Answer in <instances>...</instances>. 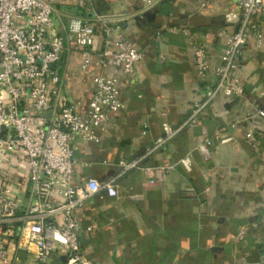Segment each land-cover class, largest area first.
<instances>
[{
    "label": "crops",
    "instance_id": "crops-1",
    "mask_svg": "<svg viewBox=\"0 0 264 264\" xmlns=\"http://www.w3.org/2000/svg\"><path fill=\"white\" fill-rule=\"evenodd\" d=\"M85 3L57 0L59 34L64 35L63 23L70 17L94 14ZM93 3L95 12L114 19L118 32L144 57L134 83L123 77V107L98 130V141H76L78 184L90 178L105 182L119 173V160L143 156L165 136V121L173 128L181 126L194 104L203 101L215 85L213 77L198 78L185 36L170 31L159 34L163 27L190 28L207 45L212 64L219 62L238 29L225 24L227 14L238 12L237 0H162L141 15L137 11L142 0ZM258 22L264 32V12ZM72 47L64 67L66 95L84 114L95 85L89 74H79L82 59ZM95 49H103L101 34L96 35ZM105 73L115 74L111 69ZM235 76L246 88L243 99L220 95L197 124L122 178L116 197L102 191L78 210L84 227H93L80 235L86 257L98 264H264V122L243 116L250 103L264 107V44L258 48L254 40L248 43ZM251 133L262 135L257 147L247 140ZM228 138L233 141L222 143ZM186 157L191 159L192 171L182 164ZM169 165L174 168L166 172ZM4 173L16 190V240L22 227L18 219L36 203L26 153L0 149V175ZM243 229L249 232L240 239ZM33 249L16 245L13 264H30ZM64 258L65 253L59 252L53 264H61Z\"/></svg>",
    "mask_w": 264,
    "mask_h": 264
},
{
    "label": "built area",
    "instance_id": "built-area-1",
    "mask_svg": "<svg viewBox=\"0 0 264 264\" xmlns=\"http://www.w3.org/2000/svg\"><path fill=\"white\" fill-rule=\"evenodd\" d=\"M161 1L142 0L137 14L148 12ZM56 2L0 0V149L26 153L32 197L36 199L18 219L22 227L15 240L16 190L9 182L8 173L0 175V264H13L12 249L16 245L22 248L24 244L34 247L30 264H53L59 252L65 253L61 264H98L82 251L80 235L93 231V227H84L78 210L102 191L116 197L122 178L140 169L145 159L197 124L220 95L243 99L246 88L238 82L236 70L251 40L258 48L264 44V32L258 22L259 14L264 12V0H237L239 10L227 14L225 24L236 25L238 29L228 39L216 64L211 63L207 45L190 28L163 27L159 34L170 31L185 36L198 78L205 81L213 77L215 85L206 92L203 101L194 104L181 126L173 128L165 121V136L143 156L131 161L119 160V173L105 182L90 178L78 184L75 182L76 141L78 138L98 141V130L111 119L113 112L123 107L120 88L123 77L131 78L134 83V74L144 56L118 32L119 25L114 19L95 12L93 0H86L85 4L94 14L70 17L63 23L64 35L59 34L56 19L60 11ZM97 34L103 37L100 51L95 49ZM72 45L82 59L79 74H89L95 85L84 114L66 95L67 67H64ZM108 69L115 74L106 75ZM243 116L264 122V107L250 103ZM261 139L262 135L257 133L247 135L248 142L255 147ZM232 141L233 138H228L222 143ZM182 164L192 171L189 157ZM173 168L169 165L166 172ZM45 195L48 197L44 199ZM248 232L241 230L240 239H245Z\"/></svg>",
    "mask_w": 264,
    "mask_h": 264
}]
</instances>
